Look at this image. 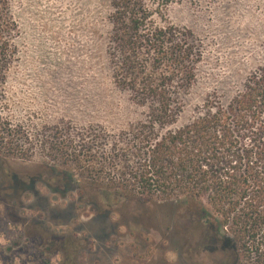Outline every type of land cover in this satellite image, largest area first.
Returning <instances> with one entry per match:
<instances>
[{
	"label": "rangeland",
	"instance_id": "374dc122",
	"mask_svg": "<svg viewBox=\"0 0 264 264\" xmlns=\"http://www.w3.org/2000/svg\"><path fill=\"white\" fill-rule=\"evenodd\" d=\"M143 1L154 20L189 28L202 41L185 118L208 95L227 102L264 66V0ZM111 4L13 2L18 53L4 84L0 123V149L8 154L0 158V264H237L233 245L214 251L189 237L200 229L172 205L108 203L106 194L83 189L80 181L58 190L44 172L46 165L66 168L43 143L53 129L117 130L139 116L113 84Z\"/></svg>",
	"mask_w": 264,
	"mask_h": 264
},
{
	"label": "trees",
	"instance_id": "16d2710c",
	"mask_svg": "<svg viewBox=\"0 0 264 264\" xmlns=\"http://www.w3.org/2000/svg\"><path fill=\"white\" fill-rule=\"evenodd\" d=\"M13 2L0 0V123L18 53ZM109 26L113 84L139 116L117 130L53 129L43 143L66 168L46 165L48 180L58 190L83 182L108 203L172 205L200 229L189 237L214 251L233 245L237 264H264V66L227 102L208 95L185 118L203 59L195 32L154 20L143 0H112Z\"/></svg>",
	"mask_w": 264,
	"mask_h": 264
},
{
	"label": "flooded vegetation",
	"instance_id": "af4514ba",
	"mask_svg": "<svg viewBox=\"0 0 264 264\" xmlns=\"http://www.w3.org/2000/svg\"><path fill=\"white\" fill-rule=\"evenodd\" d=\"M212 254V253H211ZM66 264V263H65ZM216 264V263H215Z\"/></svg>",
	"mask_w": 264,
	"mask_h": 264
}]
</instances>
